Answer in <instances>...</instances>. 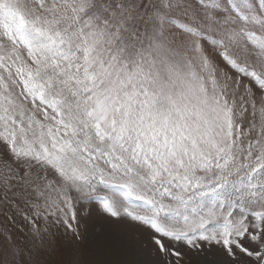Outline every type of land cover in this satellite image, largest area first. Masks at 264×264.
Here are the masks:
<instances>
[{"label": "snow or ice", "instance_id": "snow-or-ice-1", "mask_svg": "<svg viewBox=\"0 0 264 264\" xmlns=\"http://www.w3.org/2000/svg\"><path fill=\"white\" fill-rule=\"evenodd\" d=\"M0 144V264H264V0H0Z\"/></svg>", "mask_w": 264, "mask_h": 264}, {"label": "rangeland", "instance_id": "rangeland-1", "mask_svg": "<svg viewBox=\"0 0 264 264\" xmlns=\"http://www.w3.org/2000/svg\"><path fill=\"white\" fill-rule=\"evenodd\" d=\"M4 158L5 149L4 146L0 144V159ZM19 203L24 211H28L24 206L23 201H19ZM9 217L11 219H9ZM85 228L88 233H91L93 229L92 222L82 224V229ZM21 229L24 234L28 233V226L20 217L17 209L12 206L5 207L3 204H0V233L7 231L15 238H22ZM50 231L57 234L56 239L52 242V246L49 249H46L39 254L37 257L38 264H60V261L63 258V253L66 251L65 242L68 241V237L61 234L62 229L53 227ZM2 239V236H0V242H2Z\"/></svg>", "mask_w": 264, "mask_h": 264}]
</instances>
